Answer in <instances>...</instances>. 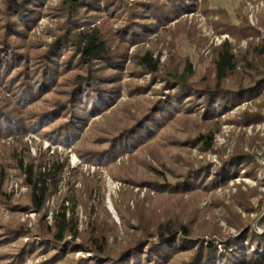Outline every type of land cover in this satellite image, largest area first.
<instances>
[{
    "label": "trees",
    "instance_id": "16d2710c",
    "mask_svg": "<svg viewBox=\"0 0 264 264\" xmlns=\"http://www.w3.org/2000/svg\"><path fill=\"white\" fill-rule=\"evenodd\" d=\"M44 1L3 0L0 5V204L13 211L8 222L0 212V264H26L41 254L46 258L34 264H55L76 250L77 237L93 258L79 256L68 264H262L264 233L254 232L252 219H244L232 205L225 204V218L240 232L238 237L228 238L218 223L205 218L206 211L218 206L220 199L200 206L202 196L227 186L230 175L241 166L251 170L253 156L243 149L229 158L221 152L223 164L215 167L183 157L174 148L187 144L213 149L220 114L262 92L264 39L250 41L246 50L237 53L225 41L215 48L212 74L199 79L194 78L195 69L187 59L162 63L152 49L137 51L133 58L140 69L130 66L125 70L150 73L163 85L146 96L150 87L121 82L130 44L198 6L211 18L217 15L213 18L217 29L229 32L237 41L258 36L261 30L250 23L243 4L237 8L238 21L234 22L226 8L210 7L208 0L199 5L197 0H62L53 39L32 40L31 26ZM92 16L97 19L92 21ZM116 19L119 25L109 26ZM259 19L264 26V10ZM124 87L135 100L119 102L107 113ZM50 93L53 95L47 96ZM100 113L101 119L91 121ZM261 115L257 111L244 119L255 121ZM189 125L193 128L187 130ZM27 131L65 147L74 145L83 161L106 165L115 179L140 187L122 191L120 200L114 201L120 224L101 205L95 221L79 231L76 206L66 204L65 194L59 195V206L49 223L48 202L57 194L66 163L58 155L50 158L47 152L32 156L27 142L21 140L20 147L13 148L2 142L6 135L20 136ZM160 148L175 157L173 166L162 159ZM145 151L163 167L148 160ZM125 153L146 169L143 176H137L125 161L117 165L116 158ZM10 165L16 166L28 187L26 199L18 203L4 189ZM143 187L153 189L154 194L142 197ZM92 189L93 185L90 196ZM252 195L253 190L238 189L233 198L244 210L260 212L264 196L254 202ZM22 205L40 213L36 229L15 217ZM120 225L127 233L123 240L115 238ZM207 232L219 233L227 250L206 245L203 235ZM24 236H29L27 241L22 240ZM244 239L250 245L242 244Z\"/></svg>",
    "mask_w": 264,
    "mask_h": 264
},
{
    "label": "rangeland",
    "instance_id": "374dc122",
    "mask_svg": "<svg viewBox=\"0 0 264 264\" xmlns=\"http://www.w3.org/2000/svg\"><path fill=\"white\" fill-rule=\"evenodd\" d=\"M61 1L62 0H45L43 2L31 26L32 40L43 39L45 41H51L53 39L52 30H55L60 22L57 9L59 8ZM200 1L201 0H197L196 5H199ZM208 1L210 7L226 8L234 22L238 21L236 16L237 8L243 4L250 23L254 26H258L261 33L258 36L244 38L237 41V39L229 32L219 31L217 29L216 25L213 23V18H217V15L211 18L198 6L192 11L181 14L169 23L161 25L159 28L152 31L149 36L137 41L136 44H130L125 65L122 68V71L124 70L125 73L121 82L125 85L127 82L133 81L139 85L150 87V89L146 91V96L151 95V90L153 88H160L163 85V82L159 78L154 80L150 73L139 72L130 74L128 73V69L125 70V67L130 66L140 69L139 64L133 58V55L137 51L143 52L147 49H152L155 56H160L162 63H166L169 59L178 61L187 59L195 69L196 75L194 78L199 79L203 75L212 74L215 48L222 45L225 41L230 42L233 46L234 52L237 53L239 50H246L250 41L257 42L264 39V26L260 24L259 19L260 13L264 10V0ZM2 3L3 0H0V5H2ZM100 6L103 7V3ZM96 19L95 16L91 17L92 21H95ZM119 22V19H116L113 22L111 21L109 26H118ZM178 23L180 24L178 25ZM233 80L234 79H231V81ZM125 88L126 87L119 91V96L107 108V113H109L111 107L117 106L119 102H125L132 99L128 91L130 89ZM52 95L53 93H50L47 96ZM257 111L261 112V118L249 122L244 119V116L247 114H252ZM102 117V113L97 114L93 116L91 121L101 119ZM219 118L221 123L214 132L213 149L202 150L197 146L186 144L183 148L175 147L174 151L180 152L183 157L195 160L196 163L200 161L203 163L209 162L214 164L215 167L223 164L219 156L221 152L224 154V158H229L237 151V149H243L253 156L252 159H249V164H251L250 166L252 168L251 170L247 166H241L239 171L230 175L227 186L220 185L214 191H210L202 196L200 206L206 207L214 198L220 199L218 201V206L206 211L205 218L207 221L212 220L213 222L218 223L219 227L222 228V233L228 238L238 237L240 232H238L235 227L231 226L225 218V204L232 205L244 219H252L250 221L252 229L257 235H261L264 233V218H262L264 215V204L261 206L260 212L258 210L249 212L244 210L242 206L234 200L233 195L237 193L238 189L245 191L253 190L254 195L251 196V200L254 202H257L261 195L264 196V88L257 96L247 99L245 98L236 105L227 108V111H223ZM191 127L192 126L189 125L187 130H190ZM170 132L171 134H175L178 131L176 130V132H174V130H170ZM185 135L187 136V133H177V136L185 137ZM20 140L27 142L32 156L36 157L43 152H47V155H49L50 158H53L54 155H58L60 160L66 163L64 173L58 184L57 194L52 195L48 202V215L46 219L49 223H52L53 212H55L59 206V195L65 194L68 198L66 204H69L70 208L76 206L75 215L78 217L79 231L85 230L95 221L97 214L100 212L101 205H104L110 211L114 220L120 224V217L114 207V201L120 200L122 191L132 187L135 191H138L140 187L115 179L111 173L112 169H109L106 165L83 161L76 153L74 145L65 147L61 143H53L49 139H46L33 131H27L20 136L16 133L9 134L2 138V142L6 146L12 148L17 146ZM18 147H20V145H18ZM154 151L155 154H159V148L155 147ZM145 152L148 153V151ZM160 152L162 159L165 160L166 164L171 166L175 164V157L171 156L169 150L160 148ZM144 156L156 167H163L151 156V154L148 153ZM131 157L132 156L129 153L121 154L116 158V163L117 165H120L125 161L131 165L137 176H143L141 173L145 172L146 169H143L138 161ZM178 165L184 166V162L179 161ZM255 168L258 169L256 172L253 171ZM213 172L214 173L212 174L215 175L216 171ZM169 179L172 181L174 180L171 175H169ZM92 185L93 189L90 196L89 189ZM4 189L5 192L12 197L14 203L26 199L28 187L15 165H10L7 169L4 180ZM148 192L154 194L153 189L143 187L140 190V195L144 197ZM130 202L133 205V200ZM109 205L113 206L114 211H111ZM0 212L3 215L4 221L8 222L12 220L13 211L8 207L0 204ZM15 217L19 222L25 223L28 228L34 230L37 227L40 213L22 205L17 211ZM126 237L127 233L120 225L115 238L117 240H123ZM28 238L29 236H24L22 237V240L27 241ZM113 239L114 237H112V240ZM203 240L206 245L215 244L219 250H227L223 245L224 239L219 233L207 232L203 235ZM249 242L250 241L244 239L242 244L250 245ZM76 245V250L68 252L63 259H60L55 264H68L74 258H78L79 256H90L93 258L92 253L87 250V247L84 244H82L80 237L76 238ZM45 258V255L41 254L36 258L28 259L26 264H34ZM262 264H264V261Z\"/></svg>",
    "mask_w": 264,
    "mask_h": 264
},
{
    "label": "water",
    "instance_id": "95a60500",
    "mask_svg": "<svg viewBox=\"0 0 264 264\" xmlns=\"http://www.w3.org/2000/svg\"><path fill=\"white\" fill-rule=\"evenodd\" d=\"M109 208L111 209V211H114V208L112 205H109Z\"/></svg>",
    "mask_w": 264,
    "mask_h": 264
}]
</instances>
